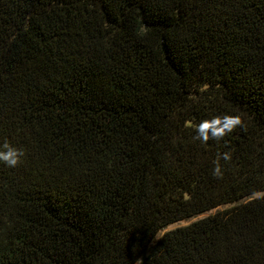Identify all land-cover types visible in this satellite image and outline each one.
I'll return each instance as SVG.
<instances>
[{"label": "trees", "instance_id": "obj_1", "mask_svg": "<svg viewBox=\"0 0 264 264\" xmlns=\"http://www.w3.org/2000/svg\"><path fill=\"white\" fill-rule=\"evenodd\" d=\"M5 141L0 264H264V0H0Z\"/></svg>", "mask_w": 264, "mask_h": 264}, {"label": "clouds", "instance_id": "obj_2", "mask_svg": "<svg viewBox=\"0 0 264 264\" xmlns=\"http://www.w3.org/2000/svg\"><path fill=\"white\" fill-rule=\"evenodd\" d=\"M241 124L242 121L238 115L229 114L214 116L209 120H201L199 124L195 125L196 136L194 139H198L202 143H206L209 138L220 140L226 134L233 132L238 126H241ZM23 155L24 151L22 148L14 147L7 141L0 145V162L8 168L16 167L21 162ZM221 155L225 161L230 159L228 152H224ZM211 175L216 178L223 175L218 160L214 162ZM136 264H139V261Z\"/></svg>", "mask_w": 264, "mask_h": 264}, {"label": "rangeland", "instance_id": "obj_3", "mask_svg": "<svg viewBox=\"0 0 264 264\" xmlns=\"http://www.w3.org/2000/svg\"><path fill=\"white\" fill-rule=\"evenodd\" d=\"M263 195H264V191H263V192H260V193H258V194H256V195H253L251 198H257V197H261V196H263ZM232 206H233V204L220 206V207H218V208H216V209H214V210H212V211H210V212L204 213V214L199 215V216H197V217H194V218H192V219L185 220V221H181V222H178V223H176V224L170 225V226H168L164 231H162V232L160 233V235L163 234L164 232L168 231V230H172V229L177 228V227H179V226L187 225V224H189V223H191V222H193V221H195V220H198V219H200V218H203V217H205V216H208V215H210V214H213V213H215V212H217V211H223V210L228 209V208H230V207H232ZM160 235H159V236H160Z\"/></svg>", "mask_w": 264, "mask_h": 264}]
</instances>
